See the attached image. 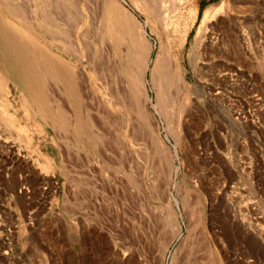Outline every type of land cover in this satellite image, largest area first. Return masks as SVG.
<instances>
[{"label": "rangeland", "instance_id": "obj_1", "mask_svg": "<svg viewBox=\"0 0 264 264\" xmlns=\"http://www.w3.org/2000/svg\"><path fill=\"white\" fill-rule=\"evenodd\" d=\"M66 1L6 13L0 264H264V0Z\"/></svg>", "mask_w": 264, "mask_h": 264}, {"label": "bare ground", "instance_id": "obj_2", "mask_svg": "<svg viewBox=\"0 0 264 264\" xmlns=\"http://www.w3.org/2000/svg\"><path fill=\"white\" fill-rule=\"evenodd\" d=\"M164 1V0H163ZM181 1V0H180ZM235 1V0H234ZM32 0H18V3L14 4L12 0H0V76L8 75L10 77H13L15 79H20L23 76H27L26 78L28 81L34 82V93L36 91H41L43 84L36 85V82L41 81V73H42V66L44 65L46 68V71L48 73L52 72V68L50 62L45 61L44 63L43 58L41 57L43 54V51L41 49H27L24 47V43L21 44L22 40L19 39V37L14 32L12 35V28L13 25L11 20H9L6 17V13H13L16 11H19L23 8V13L28 14L31 13L29 9V3H31ZM102 2V1H100ZM172 2V1H171ZM237 2V1H236ZM163 4V2L161 1ZM182 3V2H181ZM43 4V3H42ZM14 5V6H13ZM101 5V4H100ZM153 5V4H152ZM160 5V4H159ZM169 5V4H168ZM165 6V5H164ZM103 7V6H102ZM207 7V6H206ZM98 8V7H97ZM101 8V7H100ZM99 8V9H100ZM14 9V10H13ZM164 9V8H162ZM44 10H50L53 14L51 15V18L49 19V26L53 29L51 26V21H54L55 26H57L58 23L66 22L67 24H70L71 18L68 17V14L70 12L69 6L67 5L66 0H48L47 4H44ZM176 11V10H175ZM20 12V11H19ZM28 12V13H27ZM172 12V10H171ZM75 14V12H73ZM165 13V12H164ZM173 14V13H172ZM215 8L213 6L207 7L202 15L201 24L199 25V32H201L207 24L213 20L215 17ZM167 15V14H166ZM170 15V14H169ZM233 15V14H232ZM26 16V15H25ZM59 16L60 18H58ZM77 16H73L72 19H76ZM161 17V16H160ZM166 17V16H164ZM168 17V15H167ZM55 18V20H54ZM79 18V17H78ZM170 18V17H169ZM218 18V17H217ZM229 18V17H228ZM79 20V19H78ZM131 20V19H130ZM230 20V19H229ZM74 21V20H73ZM48 23V22H47ZM74 23V22H73ZM172 23V21H171ZM77 24V23H76ZM15 26V25H14ZM69 26V25H68ZM73 26V25H72ZM167 26V25H166ZM67 27V26H66ZM65 28V27H64ZM134 28V27H133ZM207 28V27H206ZM17 30V28H15ZM68 30V29H67ZM54 31V29H53ZM46 32V31H45ZM71 32V30H70ZM57 33V32H56ZM75 33V32H74ZM74 35V34H73ZM71 34V36H73ZM99 38V37H98ZM68 39V38H67ZM99 41V40H98ZM68 42V41H67ZM71 42V41H70ZM86 42V41H85ZM250 43V42H249ZM73 44V43H72ZM88 43H86L87 45ZM71 46V45H70ZM88 46V45H87ZM90 46V45H89ZM73 47V46H72ZM137 48V47H136ZM138 50V49H137ZM92 51V50H91ZM106 52H108L106 50ZM105 52V53H106ZM110 53V52H109ZM109 55V54H108ZM111 55V54H110ZM115 55V54H114ZM116 56V55H115ZM111 57V56H110ZM139 57V56H138ZM167 58V57H166ZM165 59V58H164ZM109 60V59H108ZM117 60V59H116ZM145 60V59H144ZM115 61V59H114ZM113 61V62H114ZM132 61V59H131ZM142 61V60H141ZM168 61V60H167ZM144 62V61H143ZM110 64V63H109ZM163 72L164 76L167 78V81L170 83L171 79L174 77V70L169 67V63H163ZM116 69L119 73H124L121 67L119 66V63H115ZM133 65V64H132ZM137 67V66H135ZM70 68V67H69ZM139 72V71H138ZM133 76V75H132ZM48 77V76H47ZM160 77V76H159ZM24 77V79L26 80ZM49 78V77H48ZM161 78V77H160ZM76 80V78H74ZM64 80V79H63ZM74 80V81H75ZM161 80V79H160ZM164 80V79H163ZM27 81V80H26ZM157 81V80H156ZM166 82V81H165ZM176 83V81H175ZM168 86V85H167ZM174 86V85H173ZM167 88V87H166ZM52 89V88H50ZM49 90V89H48ZM166 91V90H165ZM49 92V91H48ZM135 92V91H134ZM170 92V91H169ZM75 93V92H74ZM176 93V92H175ZM52 95V94H51ZM137 96V95H136ZM170 96V95H169ZM72 97V96H71ZM130 97V95H129ZM128 97V98H129ZM172 97V96H170ZM169 97V98H170ZM127 99V98H126ZM135 99V98H134ZM160 100V99H159ZM137 101V98L136 100ZM167 101V100H166ZM128 102V101H127ZM76 103V102H75ZM162 102L159 101V104ZM170 103V101H169ZM135 106V103H134ZM137 107V105H136ZM143 111V110H142ZM160 111V110H159ZM167 111V110H166ZM163 112V111H162ZM163 114V113H161ZM68 119V118H67ZM86 119V117H85ZM106 119V118H105ZM83 121V120H82ZM94 123V122H93ZM107 123V122H106ZM89 126V125H88ZM91 127V126H90ZM145 130V129H144ZM96 131V130H93ZM147 131V130H146ZM83 132V131H82ZM87 132V131H86ZM97 132H99L97 130ZM146 134V132H145ZM92 136V135H91ZM100 137V136H99ZM116 138V137H115ZM95 140V139H94ZM97 141V140H96ZM115 143V141H114ZM153 144V142H152ZM156 144L159 146L158 148L161 149V152H164L163 146L161 144L160 139L156 138ZM115 146V145H114ZM160 151V150H159ZM160 152V153H161ZM167 168L170 167V160H167Z\"/></svg>", "mask_w": 264, "mask_h": 264}]
</instances>
